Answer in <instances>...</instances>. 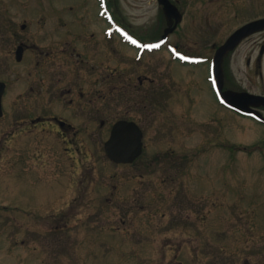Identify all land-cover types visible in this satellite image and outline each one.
I'll return each instance as SVG.
<instances>
[{
	"label": "rangeland",
	"instance_id": "1",
	"mask_svg": "<svg viewBox=\"0 0 264 264\" xmlns=\"http://www.w3.org/2000/svg\"><path fill=\"white\" fill-rule=\"evenodd\" d=\"M198 8L196 22L210 23L216 43L227 24L233 30L238 23L203 0ZM114 10L136 28L161 21L153 0H115ZM97 12L96 0H0V81L7 86L0 119V264H264V177L258 180L264 159L248 152L259 125L217 102L204 65H180L165 50L137 61L131 47L104 37L107 24ZM193 18L188 13L185 23ZM68 23L82 29L81 42L71 47L83 53L84 66L63 51L69 37L61 25ZM20 40L40 49L16 62ZM197 42L183 41V48L210 57L212 47ZM40 51L52 56L42 61ZM111 69L120 75L119 88L137 84L141 75L153 79L151 105L134 103L128 89L112 96V84L101 79ZM162 82L170 87L166 103ZM69 88L76 97L58 99ZM70 98H92L104 120L100 134L89 126L94 109L80 118L66 106ZM47 103L50 114L93 140H75L70 132L64 143L55 132L34 134L15 122L20 104L31 116ZM116 117L134 120L144 134L143 153L132 166L103 156Z\"/></svg>",
	"mask_w": 264,
	"mask_h": 264
},
{
	"label": "flooded vegetation",
	"instance_id": "2",
	"mask_svg": "<svg viewBox=\"0 0 264 264\" xmlns=\"http://www.w3.org/2000/svg\"><path fill=\"white\" fill-rule=\"evenodd\" d=\"M114 1L115 0H96L98 4V16L102 18L103 11L108 10L109 15L113 19V22L111 23L107 22V20L105 21L107 27L104 28L103 34L106 39L110 40L116 37V39H119L120 42L128 47H131L135 51L134 57L137 61L141 60L145 55L165 50L169 57L175 63L180 65L194 66L196 63L198 64L200 62L201 65H204L207 68L208 76H206V78L208 83H211L210 76L212 74V60L217 48L223 44L237 29L264 19V0H203V5L212 7L213 5L217 6L223 11V13L226 14V17L229 18L230 15H234V18L237 19L238 22L233 30H229L227 28V24L225 37L219 43H216L214 39H212L213 35L211 32L210 23L196 22L199 10L198 7L200 4H202V0H168L176 7L178 13L180 14L181 20L179 23H175V19L173 17L167 19L163 13V5L160 4L159 0H153L159 9L158 12L161 14V21H157V25H149L144 27V29L136 28V26L131 23H124L118 16V13H116L114 10ZM188 13L194 15L193 22L189 24L185 23ZM183 25H186L187 27L190 25L192 28H184ZM39 26L49 28L50 25L40 24ZM61 26L64 27V32L65 34L67 32V37H69L68 40H64L65 49H63V51L65 53H69V50H71L72 52H70V56L72 57L74 55L76 57L75 62L79 64L80 67L84 66L85 60L83 59V53L81 54V52H77L75 48L71 47L72 41L81 42L78 31L82 29L76 28L74 24L70 23L62 24ZM20 28L21 30H24L26 25L22 24ZM50 30L54 31L53 28H50ZM167 30L169 31L166 33ZM75 34H77V36ZM172 36H175L177 39L174 38V41H172ZM183 41H199L197 43H203L204 45L211 46L212 55L207 58L200 55H194L192 50L183 48ZM17 44L18 45L15 49L14 56H16V50L18 47H21L22 56L20 62L23 60L24 55L27 52H30V50L33 51L40 49L35 45L29 46L27 42L23 40H20L17 42ZM38 56L41 57L42 61H46L52 55L49 53L44 54L42 51H40ZM70 56L69 60H71ZM112 69L107 71L108 73H106L104 79L101 77L102 81H106L105 83L112 84V96L114 95L113 93H115L114 96L119 97L120 90L128 89L132 101L133 98H135L133 101L134 103L139 104L144 102L148 105H151L150 85L153 82V79L147 75H141L137 78V84L128 82L126 85V83H123L122 88H119L121 85L119 80L120 75L118 71H113L114 69ZM222 72L224 79V89L242 94L264 97V30H258L247 34L233 50L226 53L222 60ZM99 82L101 81H95L96 84ZM146 84L148 86H145ZM161 84L163 87L159 93L162 95L161 100L166 103L168 99H170V95L167 92V89L169 88L170 90V87H168L167 84L164 86L165 83L163 82ZM213 92L214 90L212 91V95ZM69 95L76 97L75 91L69 88L65 91H62L60 93L61 98L59 97L58 99L63 100L62 98L64 96ZM85 95L86 92L81 87L78 94L79 99L84 100ZM41 97H43V95ZM115 97H112V100H114L117 104L118 101L115 99ZM46 98L49 100V102H51L54 99V96L47 93ZM91 100L92 98H89V102ZM246 101L247 104H249L248 106L250 109L256 111L264 118V102L253 105L252 103H249L251 102L250 99L246 98ZM89 102L86 101L84 103H76L70 98L66 106L72 107L73 111H77V115L80 118L82 117L81 112L84 114V117L86 116L87 107L94 109L92 113H87L89 115V126L95 125L96 128H98L97 132L100 134V129L104 126L102 113L100 112V108L97 106L94 107L93 105L89 104ZM179 102L181 103V101ZM219 103L224 106L220 101ZM42 105L44 109L35 110L32 112L31 116H26V114H24L22 111V104H20L17 108V112L15 113V122L17 124L23 125L22 128L25 126V131H30L34 134L47 133L50 135V133L55 132V134L52 135L57 134V138L62 140L64 143L68 142L66 141V134L69 135L70 132L72 133V137L75 140H93L92 138H88L89 136L87 137V135H84L81 131V128H76V126L70 124L66 118L55 114H50L48 112L49 106L51 105L50 103ZM163 106L165 107V105ZM106 107L107 104L104 105L103 109L105 110ZM226 110L259 125L260 131L257 134V146L254 150H252V153L264 158V120L257 119L253 114H243L227 107ZM160 111L163 113V115L167 116V112L163 107L160 109ZM122 119L134 121L130 118L124 117H116L115 121ZM49 126L50 130H48ZM244 150H246V148H244ZM259 170L260 174H258V180H261L264 177V168H259Z\"/></svg>",
	"mask_w": 264,
	"mask_h": 264
},
{
	"label": "water",
	"instance_id": "3",
	"mask_svg": "<svg viewBox=\"0 0 264 264\" xmlns=\"http://www.w3.org/2000/svg\"><path fill=\"white\" fill-rule=\"evenodd\" d=\"M160 4L164 6L163 12L166 18L173 17L175 23L180 21V15L174 5L170 4L168 0H159ZM264 30V19L251 23L235 31L216 51L214 56V77L218 93L224 103L229 107L239 111H247L244 103L245 96L242 94L232 93L230 91H223V74L221 70L222 59L226 53L234 49L239 42L247 34ZM169 30L166 31V33ZM22 50H17V61H20ZM5 89V84L0 82V115H1V97ZM259 102H264L263 97L252 96ZM255 103V102H253ZM257 103V102H256ZM257 105V104H256ZM250 111V110H248ZM105 158L116 164H130L138 158L142 152V132L138 126L133 122L118 121L110 131L108 140L103 146Z\"/></svg>",
	"mask_w": 264,
	"mask_h": 264
}]
</instances>
